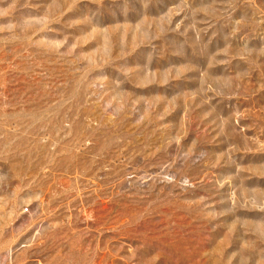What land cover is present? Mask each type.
<instances>
[{
	"label": "rangeland",
	"instance_id": "1",
	"mask_svg": "<svg viewBox=\"0 0 264 264\" xmlns=\"http://www.w3.org/2000/svg\"><path fill=\"white\" fill-rule=\"evenodd\" d=\"M0 264H264V0H0Z\"/></svg>",
	"mask_w": 264,
	"mask_h": 264
}]
</instances>
